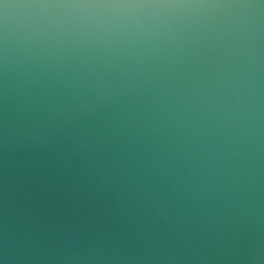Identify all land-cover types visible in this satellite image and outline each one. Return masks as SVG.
<instances>
[{
  "label": "water",
  "instance_id": "1",
  "mask_svg": "<svg viewBox=\"0 0 264 264\" xmlns=\"http://www.w3.org/2000/svg\"><path fill=\"white\" fill-rule=\"evenodd\" d=\"M0 264H264V0H0Z\"/></svg>",
  "mask_w": 264,
  "mask_h": 264
}]
</instances>
